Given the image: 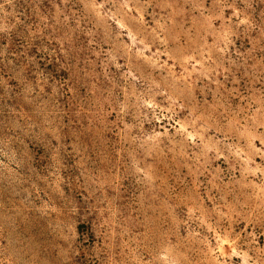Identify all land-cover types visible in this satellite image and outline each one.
<instances>
[{"label": "rangeland", "instance_id": "374dc122", "mask_svg": "<svg viewBox=\"0 0 264 264\" xmlns=\"http://www.w3.org/2000/svg\"><path fill=\"white\" fill-rule=\"evenodd\" d=\"M0 264H264V0H0Z\"/></svg>", "mask_w": 264, "mask_h": 264}]
</instances>
